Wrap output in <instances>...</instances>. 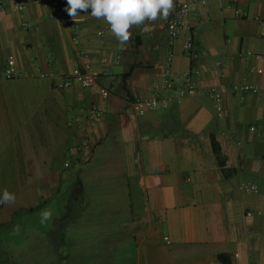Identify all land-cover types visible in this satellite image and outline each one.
<instances>
[{
	"label": "crops",
	"instance_id": "obj_1",
	"mask_svg": "<svg viewBox=\"0 0 264 264\" xmlns=\"http://www.w3.org/2000/svg\"><path fill=\"white\" fill-rule=\"evenodd\" d=\"M10 2L0 0V194L7 189L16 202L0 205V222L63 193L74 206L85 188L71 171L79 164L113 220L101 224L102 251L91 240L81 247L57 221L52 240L65 263L107 264L105 255L120 252L133 264H264V57L255 56L264 51V0H175L190 9L175 39L157 20L134 27L125 46L90 9L63 24L50 7L15 12ZM191 69L200 71L193 96L166 90V107L135 111L133 100L165 78L182 86ZM85 71L106 97L64 86ZM244 82L261 91H243ZM245 183L257 192L243 191ZM82 211V224L95 221L94 211ZM114 239L119 248L106 250Z\"/></svg>",
	"mask_w": 264,
	"mask_h": 264
},
{
	"label": "rangeland",
	"instance_id": "obj_2",
	"mask_svg": "<svg viewBox=\"0 0 264 264\" xmlns=\"http://www.w3.org/2000/svg\"><path fill=\"white\" fill-rule=\"evenodd\" d=\"M71 171L75 174V180L79 177L85 182V188L82 191L80 189L77 194L76 190L74 191L78 200L73 202L74 206L67 205L63 193L43 204L35 212H23V209H19L16 211L18 213L11 216V219L0 222V264H67L63 261L65 249L56 246L57 242L52 240V236L57 233L59 228L57 221H61V225L65 226L66 235L72 234L74 238H78L77 243H81V247L85 241L91 240L96 243L93 248H90L91 250L98 249L102 251V249H105V247L101 248L100 246L103 243L101 236H103L102 233L105 230L101 224L104 225L105 219L113 220V218L108 213H103V208H107L101 204L104 202L102 198L103 190L96 183L92 184L93 180L87 181V179H84L79 164L71 166ZM85 198V205H83L82 202ZM44 209H51L53 216L46 224H41L40 213ZM82 210L94 211L93 218H95V221L82 224ZM80 223L82 227H77ZM117 242L119 241L114 239V241L108 243L106 250L107 248L115 249ZM105 259L107 264L134 263V257L129 253H111L105 255ZM93 262L91 261L89 264H93Z\"/></svg>",
	"mask_w": 264,
	"mask_h": 264
},
{
	"label": "built area",
	"instance_id": "obj_3",
	"mask_svg": "<svg viewBox=\"0 0 264 264\" xmlns=\"http://www.w3.org/2000/svg\"><path fill=\"white\" fill-rule=\"evenodd\" d=\"M197 3H202L204 0H196ZM33 4H41L53 9L54 16H57L63 24H71L73 21L65 12V7L61 3V0H11L10 7L12 11L22 12L28 6ZM189 7L187 5L181 4L175 7V10L170 14L167 19V32L170 40L175 39L186 27V19L189 14ZM186 53L189 57L194 58L197 56L196 45L193 40V36L189 35L186 39L185 44ZM251 54V53H249ZM255 56L264 57V51L261 53L255 54ZM172 55L170 54L168 57V62L171 61ZM17 75V73H15ZM6 76H11L10 71L6 72ZM43 76V75H41ZM200 76V71L198 69H191L190 71L182 74V79L184 84L182 86H175L174 82L170 78H165L158 82L151 93V95L147 97H138L132 101V105L135 111L139 115H143L148 110H155L162 107L167 106V100L162 96V93L166 90H175L179 99L193 96L195 94V80ZM80 84L83 87H89L96 89L102 97H106L107 90L100 87L96 81V74L94 72L85 71L78 72L71 77H66L63 80V84L66 87H69L73 84ZM240 88L246 92L258 93L260 92V88L256 85H250L248 83H241ZM211 95L215 97L217 101L220 100V94L217 92H212ZM217 110L221 111V106L217 107ZM99 111L98 106H93L90 110V114L96 113ZM80 158L86 160L90 155V149L84 145V147H80L78 150ZM68 167L69 162H65L64 164ZM241 189L247 193H256L257 187L251 183H245L241 186Z\"/></svg>",
	"mask_w": 264,
	"mask_h": 264
},
{
	"label": "clouds",
	"instance_id": "obj_4",
	"mask_svg": "<svg viewBox=\"0 0 264 264\" xmlns=\"http://www.w3.org/2000/svg\"><path fill=\"white\" fill-rule=\"evenodd\" d=\"M65 12L76 21L81 12L106 22L111 33L121 46L127 45L132 38V29L147 26L157 20H167L175 10V0H66ZM15 194L4 189L0 194V205H14ZM51 209L40 213L41 224L52 219Z\"/></svg>",
	"mask_w": 264,
	"mask_h": 264
},
{
	"label": "trees",
	"instance_id": "obj_5",
	"mask_svg": "<svg viewBox=\"0 0 264 264\" xmlns=\"http://www.w3.org/2000/svg\"><path fill=\"white\" fill-rule=\"evenodd\" d=\"M212 146H213V150H214L215 154L217 155V157L220 158V148H219L217 142L214 139H212ZM219 164L222 165V161L221 160H219ZM39 208L40 207H35V208L34 207H31L29 209H23L22 211L23 212H31L32 213V212H35V211L39 210ZM16 213H18V212H15V214Z\"/></svg>",
	"mask_w": 264,
	"mask_h": 264
}]
</instances>
